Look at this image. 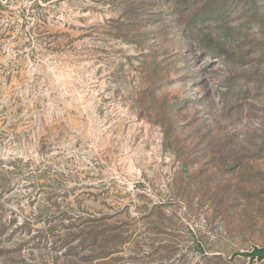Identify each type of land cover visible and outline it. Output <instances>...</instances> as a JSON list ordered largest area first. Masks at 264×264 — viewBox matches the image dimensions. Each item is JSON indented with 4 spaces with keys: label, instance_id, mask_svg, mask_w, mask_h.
Listing matches in <instances>:
<instances>
[{
    "label": "rangeland",
    "instance_id": "1",
    "mask_svg": "<svg viewBox=\"0 0 264 264\" xmlns=\"http://www.w3.org/2000/svg\"><path fill=\"white\" fill-rule=\"evenodd\" d=\"M0 264H264V0H0Z\"/></svg>",
    "mask_w": 264,
    "mask_h": 264
},
{
    "label": "trees",
    "instance_id": "2",
    "mask_svg": "<svg viewBox=\"0 0 264 264\" xmlns=\"http://www.w3.org/2000/svg\"><path fill=\"white\" fill-rule=\"evenodd\" d=\"M100 237V239H103V234L97 233L95 235H93V243L90 245L91 248H89L85 253H87V255L85 256L86 258H84V262L86 263H90L92 260H95L97 258H101V257H106L108 255V251H106L108 248L105 245H99L98 247L95 245V241L98 240ZM80 246V245H79ZM77 248V245L74 247ZM111 247H109L110 249ZM81 249H85L84 247H82Z\"/></svg>",
    "mask_w": 264,
    "mask_h": 264
}]
</instances>
